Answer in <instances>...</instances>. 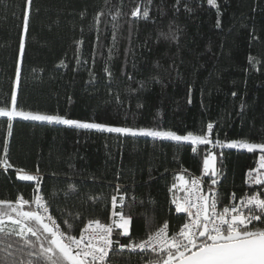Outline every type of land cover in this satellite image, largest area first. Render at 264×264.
Here are the masks:
<instances>
[{
    "label": "trees",
    "instance_id": "1",
    "mask_svg": "<svg viewBox=\"0 0 264 264\" xmlns=\"http://www.w3.org/2000/svg\"><path fill=\"white\" fill-rule=\"evenodd\" d=\"M216 4L219 11L208 0H32L24 33L26 0H0V107L11 110L15 93L17 109L26 112L181 135L206 133L212 122L213 139L264 142V0ZM138 6L148 7L147 19L131 16ZM117 9L121 16L113 40L108 13ZM101 11L105 15L97 31L94 18ZM170 27L178 39H158ZM8 123L0 117V157L6 146L13 165L6 171L0 167V200L15 201L20 195L31 200L34 186L19 181L16 170L36 174L38 168L40 192L62 229L69 213V219L80 215L74 220L75 235L89 219L118 223L119 216L112 214L121 211V195L123 213L132 217L131 240L144 239L165 221L171 230L179 229L185 217L173 209V185L181 175L187 180V173L200 174L211 148L196 146L193 153L189 144L178 148L150 137L20 118L11 121L9 135ZM212 151L223 153L214 185L222 201L233 193L244 196L259 152ZM69 184L75 192H69ZM112 196L118 197L115 208ZM130 238L119 240L124 244ZM115 264L143 262L125 251Z\"/></svg>",
    "mask_w": 264,
    "mask_h": 264
},
{
    "label": "snow or ice",
    "instance_id": "2",
    "mask_svg": "<svg viewBox=\"0 0 264 264\" xmlns=\"http://www.w3.org/2000/svg\"><path fill=\"white\" fill-rule=\"evenodd\" d=\"M32 0H26L27 8L23 15L24 33L28 32L29 9ZM151 3V0H148ZM179 3V0H177ZM208 3L217 8L216 0ZM103 11L94 18V26L99 31ZM115 40L118 20L121 12L109 11ZM133 18L149 17L148 7L139 6L131 13ZM219 26V21H218ZM159 38L176 40V33L169 28L168 33L161 32ZM78 44L81 42H77ZM20 55H24V40L20 42ZM254 58H250V63ZM111 77V72L105 68ZM20 70L17 69L19 79ZM131 79V77H129ZM143 82L140 87L143 88ZM236 95L235 92L232 93ZM119 99V97H117ZM12 108L6 110L0 107V117L9 121L8 129L11 134L12 123L15 118L25 121L45 122L49 125H66L79 129L96 130L101 133H116L122 136L150 137L153 140L174 142L179 148L183 144L192 145V152H197L200 145H210L203 157V175L209 177L208 192L204 194L199 178L185 180L184 176L177 179L185 188L186 197L182 202L173 200L175 211L186 214L187 220L178 231L169 230L167 221L155 231L149 232L144 239L133 241L130 238L131 216L123 213L125 196L119 197L120 212H113L119 216V222L114 226L101 222L100 219H89L79 235L73 234L74 220L81 219L79 214L72 219L68 214L63 220V229L57 219L50 213V200L40 192L41 177L36 174L16 170V178L22 182H31L34 186V196L31 200L20 195L15 201L0 200V264H115V258L122 256L125 251L139 255L143 264H264V192L249 194L240 199L239 204L222 205V197L213 187L219 183L220 172L217 170V159H222L223 153L212 149L246 150L249 153L259 152V166L248 172L246 183L249 185H264V142L256 143L248 140H220L213 139L214 124L209 122L206 133L185 135L177 134L173 130L160 128H131L115 127L101 123H86L66 118L58 114H41L18 110L16 95L12 94ZM245 105L241 104V111ZM8 149L5 146L3 156L0 157V167L5 171L13 168L9 163ZM176 186L173 185V188ZM75 186L69 184V192H75ZM119 191V188H117ZM69 192L65 193L67 197ZM57 193L53 192L55 197ZM95 199V198H93ZM235 193L232 200H237ZM112 206L116 207L118 197L112 196ZM119 229V231H115ZM129 237V241L120 243L119 237ZM111 254V255H110ZM142 254V255H140ZM147 257V259H145Z\"/></svg>",
    "mask_w": 264,
    "mask_h": 264
},
{
    "label": "built area",
    "instance_id": "3",
    "mask_svg": "<svg viewBox=\"0 0 264 264\" xmlns=\"http://www.w3.org/2000/svg\"><path fill=\"white\" fill-rule=\"evenodd\" d=\"M216 167H217V166H216ZM191 178H199V179H201V181H202V185H201V187H202V189H203L204 194H207V192H208V178H209V177H205V176L203 175V171H202L200 174L187 173V180L190 181ZM247 179H248V178H247ZM247 186H248L249 190L247 191V193H246L244 196L237 197L238 199L235 200V201H233V200H232V195H231L230 198H229V200H228V202H223V201H222V205H218V208L222 207V206L225 205V204H232V203H237V204H239L240 199H244V198H246L247 195H249V194H257V193H260V192H264V191H261V189H260V185H249V184L247 183ZM213 187L216 189L217 192H219V188H218V186H213ZM186 188H190V183H189V185L186 186ZM186 195H187V192L185 191V196H184L183 198H181V197L178 196L176 190L173 189V190H172V193H171V202H172L174 199L177 200L178 202H182V200L186 197ZM172 205H173V209H174V211H175V207H176V206H175L174 203H172ZM175 213L178 214V215H182V216H184V217H185V222H186V220H187L186 214H184V213H177L176 211H175ZM114 221H115V220L113 219L109 225H113V226H114ZM115 222H116V221H115ZM185 222H184V223H185ZM184 223H183V224H184ZM181 227H182V226H181ZM115 230H116V229H115ZM169 230H170V232L173 231V230L170 229V227H169ZM178 230H179V229H177V230H175V231H178ZM121 244H122V243H121ZM126 252H127V251H126ZM110 255H111V254H110Z\"/></svg>",
    "mask_w": 264,
    "mask_h": 264
},
{
    "label": "crops",
    "instance_id": "4",
    "mask_svg": "<svg viewBox=\"0 0 264 264\" xmlns=\"http://www.w3.org/2000/svg\"><path fill=\"white\" fill-rule=\"evenodd\" d=\"M185 188L186 186L182 187L181 181H179V183L176 185L174 189L176 190L179 197H183L185 195Z\"/></svg>",
    "mask_w": 264,
    "mask_h": 264
},
{
    "label": "rangeland",
    "instance_id": "5",
    "mask_svg": "<svg viewBox=\"0 0 264 264\" xmlns=\"http://www.w3.org/2000/svg\"><path fill=\"white\" fill-rule=\"evenodd\" d=\"M18 118V117H17Z\"/></svg>",
    "mask_w": 264,
    "mask_h": 264
}]
</instances>
